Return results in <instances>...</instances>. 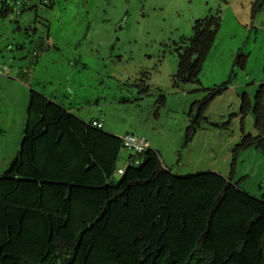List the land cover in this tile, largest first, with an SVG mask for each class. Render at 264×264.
I'll return each instance as SVG.
<instances>
[{"label": "rangeland", "instance_id": "374dc122", "mask_svg": "<svg viewBox=\"0 0 264 264\" xmlns=\"http://www.w3.org/2000/svg\"><path fill=\"white\" fill-rule=\"evenodd\" d=\"M6 1L14 12L0 17V176L20 154L35 91L74 114L81 109L87 123L101 115L112 135L160 144L175 176L215 173L264 198V152L234 156L245 132L260 135L255 116L243 124L242 115L244 95L255 101L264 83L258 0H0V9ZM219 14L202 85L178 87V49L194 38L198 21ZM241 51L249 56L246 70L236 63ZM232 78L188 144L194 105Z\"/></svg>", "mask_w": 264, "mask_h": 264}, {"label": "trees", "instance_id": "16d2710c", "mask_svg": "<svg viewBox=\"0 0 264 264\" xmlns=\"http://www.w3.org/2000/svg\"><path fill=\"white\" fill-rule=\"evenodd\" d=\"M13 12L6 1L0 17ZM221 27L220 14L196 23L178 49V87L202 85ZM248 59L241 51L236 63L246 70ZM232 83L194 105L188 144ZM242 115L260 135L244 129L236 162L264 152V83L255 101L244 95ZM93 123L32 91L20 154L0 176V264H264V198L215 173L175 176L153 148L120 177L123 138Z\"/></svg>", "mask_w": 264, "mask_h": 264}, {"label": "crops", "instance_id": "0c3cea01", "mask_svg": "<svg viewBox=\"0 0 264 264\" xmlns=\"http://www.w3.org/2000/svg\"><path fill=\"white\" fill-rule=\"evenodd\" d=\"M39 57V56H38ZM46 95V94H45ZM46 97V96H45ZM46 98H48V99H50V100H52L53 102H56L57 104H60L59 103V100H56V98H49L48 96L46 97ZM167 103V102H166ZM165 103V104H166ZM61 105V104H60ZM65 109H67L68 111H70V113H72V114H74L75 113V111L76 110H72L71 108H69L68 106H66V105H64L63 106ZM85 115V116H81V115ZM74 115H76L77 117H79L81 120H83L84 122H86L87 123V116L86 115H88V114H82V111H81V109H79V114H74ZM89 119H91V121L90 122H88V123H92V122H100V123H102V124H104V129H105V122H104V120L101 118V115H91L90 117H89ZM129 135V134H128ZM151 145H152V148L154 149V150H158V151H161V146H160V144H158V143H156V142H151ZM124 151L125 150H123V152H122V155H123V153H124ZM157 151V152H158ZM159 153V152H158ZM122 155H121V158H120V161H119V165H118V172H117V175L118 176H122V175H124L125 174V172H126V170L129 168V166H130V164H131V162H132V158L134 157V155L132 154V153H127V155H126V162H124L123 163V165H121L120 166V162H121V160H122ZM162 158V157H161ZM162 161H163V159H162Z\"/></svg>", "mask_w": 264, "mask_h": 264}, {"label": "built area", "instance_id": "2783aa9c", "mask_svg": "<svg viewBox=\"0 0 264 264\" xmlns=\"http://www.w3.org/2000/svg\"><path fill=\"white\" fill-rule=\"evenodd\" d=\"M93 125L99 129L104 128V124L100 122H94ZM123 144L124 150L131 152L134 156L144 154L152 149V145L149 140L131 134L123 138Z\"/></svg>", "mask_w": 264, "mask_h": 264}]
</instances>
